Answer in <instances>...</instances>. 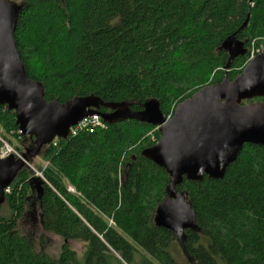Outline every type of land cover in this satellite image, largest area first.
<instances>
[{
  "label": "trees",
  "instance_id": "16d2710c",
  "mask_svg": "<svg viewBox=\"0 0 264 264\" xmlns=\"http://www.w3.org/2000/svg\"><path fill=\"white\" fill-rule=\"evenodd\" d=\"M14 1L23 6L15 31L21 59L45 99L96 95L102 113L122 103L141 110L155 98L171 115L201 87L241 73L246 55L224 69L229 54L221 46L229 36L246 47L264 36V0ZM105 124L42 149L48 165L41 189L28 167L18 174L1 207L0 264H180L176 241L186 264H264V147L245 144L221 179L176 186L197 216V228L179 240L155 224L170 185L143 154L159 139L157 127L132 119ZM1 138L21 152L36 146L6 105L0 148ZM34 198L42 229L64 241L57 258L37 252L18 230ZM71 240L86 244L82 258Z\"/></svg>",
  "mask_w": 264,
  "mask_h": 264
},
{
  "label": "water",
  "instance_id": "95a60500",
  "mask_svg": "<svg viewBox=\"0 0 264 264\" xmlns=\"http://www.w3.org/2000/svg\"><path fill=\"white\" fill-rule=\"evenodd\" d=\"M22 8L14 0H0V105L15 112L20 132L32 137L36 146L26 148L21 158L0 156V214L7 190L27 162L56 138H67L71 127L99 114L107 124L132 119L158 128L159 139L143 153L170 177L168 196L156 209L155 224L175 232L179 240L187 229H196V212L187 194L178 193L176 186L184 179H221L245 144L264 147V101L245 103L264 98V52L234 79L226 75L197 90L177 104L171 115L163 113L155 98L148 99L141 110L122 103L102 113L96 95L77 96L66 103L45 99L43 85L27 75L15 40ZM221 49L229 54L226 71L247 52L245 41L236 33ZM33 181L41 189L42 180L34 177Z\"/></svg>",
  "mask_w": 264,
  "mask_h": 264
},
{
  "label": "rangeland",
  "instance_id": "374dc122",
  "mask_svg": "<svg viewBox=\"0 0 264 264\" xmlns=\"http://www.w3.org/2000/svg\"><path fill=\"white\" fill-rule=\"evenodd\" d=\"M16 2H19V1H16ZM247 48H249V46ZM246 61H247V58H246ZM207 85H211V84H206L205 86ZM3 140L8 142L7 140L1 138L2 144H3ZM13 144L18 146L16 141H14ZM13 144L11 145L15 147ZM22 153L23 152H21V154ZM47 165H48V162L44 159L43 153L39 154L38 156L33 157L32 161L27 162L28 169L34 175L36 171L43 173L42 168L46 167ZM3 209H4V212H6L7 210L6 206H3ZM18 230L20 233L27 235L29 238L33 240L35 249L37 252H40V253L44 252L53 258H57L60 255L61 248L63 246L64 241L62 240L61 237L55 234L46 233L42 229L40 209H39L38 203L36 202L35 198L32 199L26 205L24 213L18 223ZM67 243L73 250L76 251L79 258L83 257L85 250H86V244L83 241L71 240V241H68ZM174 249H175L174 255L179 260V263L186 264V258L184 257L182 249L177 241L175 243Z\"/></svg>",
  "mask_w": 264,
  "mask_h": 264
},
{
  "label": "built area",
  "instance_id": "2783aa9c",
  "mask_svg": "<svg viewBox=\"0 0 264 264\" xmlns=\"http://www.w3.org/2000/svg\"><path fill=\"white\" fill-rule=\"evenodd\" d=\"M249 48H247V61L246 64L249 63L252 59H254L256 56H258L259 54L264 52V36L261 37H256L254 39H252L249 42ZM245 64V65H246ZM106 124L105 122L102 120V118L100 117L99 114H95L92 117H89L87 119L82 120L81 122H79L77 125L73 126L70 128V135L72 136H76L79 133L83 132V131H87V130H93L97 127H105ZM57 139L56 138L53 143L54 145L57 144ZM15 156L17 158H21L22 154L21 152L13 147L10 143L6 142L3 140V144L0 148V156L2 158H6L8 156ZM29 164V163H28ZM35 176L39 177L42 180H45V177L43 175L42 172H35ZM68 190L71 192H74L75 189L72 186L68 187ZM8 192L10 191V189L7 190Z\"/></svg>",
  "mask_w": 264,
  "mask_h": 264
},
{
  "label": "flooded vegetation",
  "instance_id": "af4514ba",
  "mask_svg": "<svg viewBox=\"0 0 264 264\" xmlns=\"http://www.w3.org/2000/svg\"><path fill=\"white\" fill-rule=\"evenodd\" d=\"M264 98H260V99H254L252 101H245V103H250V102H256V101H264Z\"/></svg>",
  "mask_w": 264,
  "mask_h": 264
},
{
  "label": "bare ground",
  "instance_id": "6f19581e",
  "mask_svg": "<svg viewBox=\"0 0 264 264\" xmlns=\"http://www.w3.org/2000/svg\"><path fill=\"white\" fill-rule=\"evenodd\" d=\"M227 72V71H226ZM158 129V128H157Z\"/></svg>",
  "mask_w": 264,
  "mask_h": 264
}]
</instances>
